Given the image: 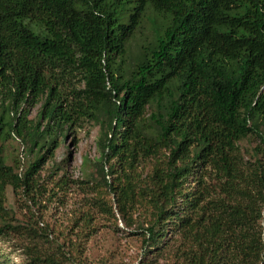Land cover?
Masks as SVG:
<instances>
[{
  "label": "trees",
  "instance_id": "1",
  "mask_svg": "<svg viewBox=\"0 0 264 264\" xmlns=\"http://www.w3.org/2000/svg\"><path fill=\"white\" fill-rule=\"evenodd\" d=\"M85 121L88 205L133 229L137 264H264V0H0V235L7 188L35 204ZM25 230L33 264H68Z\"/></svg>",
  "mask_w": 264,
  "mask_h": 264
},
{
  "label": "rangeland",
  "instance_id": "2",
  "mask_svg": "<svg viewBox=\"0 0 264 264\" xmlns=\"http://www.w3.org/2000/svg\"><path fill=\"white\" fill-rule=\"evenodd\" d=\"M40 106L38 102L30 109L28 119L35 118ZM98 129L97 124L89 121L82 123L79 129L66 128L65 137L59 138L53 156L49 159L50 151L41 161L38 174L46 186L42 195L35 198V204L27 202L22 193L13 194L7 188L4 205L12 217L11 223L19 230H6L0 235V264H33L25 250L30 243L25 239L27 228L31 231L27 235L37 236L36 242L43 249L64 252L68 264L138 263L143 251L139 237L131 234L133 229L126 227L117 213L115 227L114 219L101 213L97 206L90 207L88 203L92 205L89 199L93 195L82 187L81 182L95 178L92 163L98 157L95 145ZM249 141L244 140L242 147L249 149L258 142L256 138ZM2 145L7 164L15 156L19 160V171L25 168L30 158L22 144L8 138ZM142 166H138V171ZM133 212L134 220L138 212ZM83 221L88 227L83 226ZM21 230L25 234H20Z\"/></svg>",
  "mask_w": 264,
  "mask_h": 264
}]
</instances>
